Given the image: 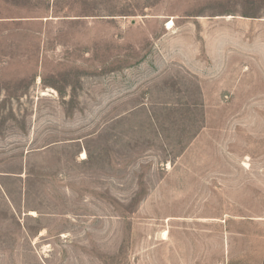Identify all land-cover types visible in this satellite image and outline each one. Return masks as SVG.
Wrapping results in <instances>:
<instances>
[{
  "label": "rangeland",
  "instance_id": "374dc122",
  "mask_svg": "<svg viewBox=\"0 0 264 264\" xmlns=\"http://www.w3.org/2000/svg\"><path fill=\"white\" fill-rule=\"evenodd\" d=\"M0 264H264V0H0Z\"/></svg>",
  "mask_w": 264,
  "mask_h": 264
},
{
  "label": "bare ground",
  "instance_id": "6f19581e",
  "mask_svg": "<svg viewBox=\"0 0 264 264\" xmlns=\"http://www.w3.org/2000/svg\"><path fill=\"white\" fill-rule=\"evenodd\" d=\"M174 25V22H171L170 24H169V27L168 28H170L171 29V27ZM83 157H84V159H86V156H85V154L83 155Z\"/></svg>",
  "mask_w": 264,
  "mask_h": 264
}]
</instances>
